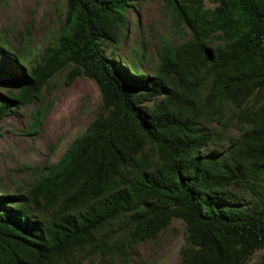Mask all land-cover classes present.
<instances>
[{
  "label": "trees",
  "instance_id": "trees-1",
  "mask_svg": "<svg viewBox=\"0 0 264 264\" xmlns=\"http://www.w3.org/2000/svg\"><path fill=\"white\" fill-rule=\"evenodd\" d=\"M133 1L64 0L32 58L0 43V88L13 86L0 119L59 71L91 79L104 109L26 191L0 195V264H61L82 247L126 264L172 218L179 264H264L249 261L264 245V0H161L188 37L161 47L153 73L103 49ZM227 127L229 146L211 145Z\"/></svg>",
  "mask_w": 264,
  "mask_h": 264
},
{
  "label": "rangeland",
  "instance_id": "rangeland-1",
  "mask_svg": "<svg viewBox=\"0 0 264 264\" xmlns=\"http://www.w3.org/2000/svg\"><path fill=\"white\" fill-rule=\"evenodd\" d=\"M212 7L209 0H202ZM64 0H0V43L5 50L32 58L56 35L63 17ZM117 44L107 42L104 51L115 60L133 61L140 72L153 73L158 52L165 45H177L188 37L184 28L175 29L161 0H134L126 9V23L118 31ZM141 54L143 56H141ZM59 71L44 85L37 99L11 108L0 119V195L23 192L39 172L53 163L72 140L80 135L99 114L104 113L100 92L94 82L78 76L68 85ZM5 85L0 93L12 89ZM40 110L39 124L33 123ZM210 131H219L213 126ZM236 130L227 127L212 144L223 150ZM185 236L184 223L172 218L155 238L128 247L126 264H179V247ZM115 249H113V252ZM108 254V256H107ZM264 259V245L249 261ZM61 264H124L108 251L96 254L82 247L72 251Z\"/></svg>",
  "mask_w": 264,
  "mask_h": 264
},
{
  "label": "clouds",
  "instance_id": "clouds-1",
  "mask_svg": "<svg viewBox=\"0 0 264 264\" xmlns=\"http://www.w3.org/2000/svg\"><path fill=\"white\" fill-rule=\"evenodd\" d=\"M78 136H79V135H78ZM75 138H76V137H75ZM75 138H74V139H75ZM74 139H73V140H74ZM73 140H72V141H73Z\"/></svg>",
  "mask_w": 264,
  "mask_h": 264
}]
</instances>
